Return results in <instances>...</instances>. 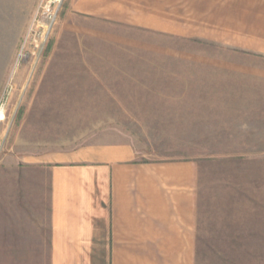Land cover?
I'll use <instances>...</instances> for the list:
<instances>
[{"label": "rangeland", "instance_id": "1", "mask_svg": "<svg viewBox=\"0 0 264 264\" xmlns=\"http://www.w3.org/2000/svg\"><path fill=\"white\" fill-rule=\"evenodd\" d=\"M71 1L0 0V65H6L0 80V264H48L15 260L20 256L13 254L11 244L20 234L14 210L23 220L24 200L15 198L13 179L18 173L20 181L23 163L121 143H131L139 161L214 159L199 170L196 264H264V117L239 119L245 122L244 139L259 149L180 144L177 139L188 134L158 124L173 119L142 113L160 105L170 110V96L191 93L189 50L193 43H204L160 39L140 28L70 16ZM160 45L180 54H159ZM158 94L167 99L158 100ZM248 96L247 111L264 115V95ZM194 145L199 148L190 149ZM24 189L31 191L26 198L30 211L43 213L44 228L45 188L27 184Z\"/></svg>", "mask_w": 264, "mask_h": 264}, {"label": "crops", "instance_id": "2", "mask_svg": "<svg viewBox=\"0 0 264 264\" xmlns=\"http://www.w3.org/2000/svg\"><path fill=\"white\" fill-rule=\"evenodd\" d=\"M69 11L70 16L93 18L110 27L140 28L160 39L204 43H193L189 50L191 93L169 99L158 94V100L172 102L167 103L172 109L151 106L143 116L173 119L158 124L188 134L177 139L180 144L200 143V149L216 150L262 148L244 139L247 132L240 130L245 122L239 119L264 117L244 107L251 101L248 95H264V0H72ZM158 49L159 54H180L161 45ZM0 70L3 81L4 62ZM194 148L199 147L190 146ZM134 150L131 143L93 145L23 163L20 181L18 173L13 179L16 188L20 183V194L13 190L15 198L24 199L23 220L18 221L14 210V228L20 231L11 244L13 254L20 256L15 260L196 264L199 170L215 160L190 156L139 161ZM27 184L45 188L44 228L43 213L30 211L26 198L31 191L21 190Z\"/></svg>", "mask_w": 264, "mask_h": 264}, {"label": "bare ground", "instance_id": "3", "mask_svg": "<svg viewBox=\"0 0 264 264\" xmlns=\"http://www.w3.org/2000/svg\"><path fill=\"white\" fill-rule=\"evenodd\" d=\"M2 118H0V120H1Z\"/></svg>", "mask_w": 264, "mask_h": 264}, {"label": "built area", "instance_id": "4", "mask_svg": "<svg viewBox=\"0 0 264 264\" xmlns=\"http://www.w3.org/2000/svg\"><path fill=\"white\" fill-rule=\"evenodd\" d=\"M48 1H50V0H48Z\"/></svg>", "mask_w": 264, "mask_h": 264}]
</instances>
